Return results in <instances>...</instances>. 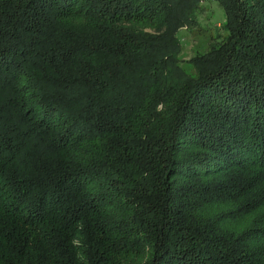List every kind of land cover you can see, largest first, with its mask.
I'll return each mask as SVG.
<instances>
[{
	"label": "trees",
	"instance_id": "16d2710c",
	"mask_svg": "<svg viewBox=\"0 0 264 264\" xmlns=\"http://www.w3.org/2000/svg\"><path fill=\"white\" fill-rule=\"evenodd\" d=\"M214 1L182 62L206 0H0V264H264V0Z\"/></svg>",
	"mask_w": 264,
	"mask_h": 264
},
{
	"label": "rangeland",
	"instance_id": "374dc122",
	"mask_svg": "<svg viewBox=\"0 0 264 264\" xmlns=\"http://www.w3.org/2000/svg\"><path fill=\"white\" fill-rule=\"evenodd\" d=\"M203 9L197 14V23L192 28L182 29L179 32V39L183 46L180 58L186 62L194 53L207 51L211 42L224 36L222 24L224 23V13L221 6L214 0H206L202 5ZM7 130L0 132L4 137ZM2 165L0 164V167ZM221 180V175L213 177ZM235 219V218H234ZM256 220V219H255ZM251 217L243 218L242 221L234 223L239 231L252 225Z\"/></svg>",
	"mask_w": 264,
	"mask_h": 264
}]
</instances>
